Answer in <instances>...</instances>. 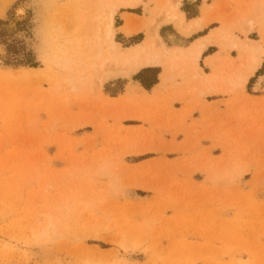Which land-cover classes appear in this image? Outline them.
Wrapping results in <instances>:
<instances>
[{
    "label": "rangeland",
    "instance_id": "obj_1",
    "mask_svg": "<svg viewBox=\"0 0 264 264\" xmlns=\"http://www.w3.org/2000/svg\"><path fill=\"white\" fill-rule=\"evenodd\" d=\"M72 2L82 7L0 0V264H264V67L230 94L197 96L178 78L156 107L137 103L138 93L111 106L61 107L48 95L75 37ZM229 2L232 14L248 3ZM120 24L115 17L121 48L139 43ZM250 39L260 41L257 24ZM159 73L111 77L101 91H148L141 81L150 88Z\"/></svg>",
    "mask_w": 264,
    "mask_h": 264
},
{
    "label": "bare ground",
    "instance_id": "obj_2",
    "mask_svg": "<svg viewBox=\"0 0 264 264\" xmlns=\"http://www.w3.org/2000/svg\"><path fill=\"white\" fill-rule=\"evenodd\" d=\"M247 1V4L226 19V25L213 34L214 42L220 49L236 52L240 58L231 60L228 55L223 59L217 55L206 61L213 69L212 76L204 75L199 67L204 43L209 40L200 41L187 50L167 49L157 35V20L160 18L164 22L178 21L184 34L200 28L199 20L194 24L184 23L182 14L178 12L179 0H149L155 6L151 12L154 18L148 21L125 16V26L121 31L126 36H132L142 29L147 30L145 41L129 48H121L115 41L114 18L119 11L137 9L143 0H81V8L72 2L66 16L72 30H75V37L72 45L64 49L67 56L59 54L57 61H60L59 68L63 74L51 81L48 97L51 101H58L61 107L75 105L86 108L90 105V99L101 102V107L108 106L111 101L100 95L104 81L120 75L129 77L144 67L152 66H161L164 70L157 94L163 92L166 84H176L178 78L181 79L183 88L191 86L189 90L197 96L203 95L205 91L219 90L223 94H230L235 90H242L248 78L261 67V60H264V0ZM147 5L148 3L145 4V10ZM3 9L4 4L0 15ZM135 21L139 23L138 26H134ZM255 24L259 27L260 41L250 39ZM53 30L58 31V27ZM233 30L239 31L244 40L238 41L231 33ZM43 34L40 29L38 35L43 37ZM54 53H57L56 48L51 50L50 59L46 58L47 63H50ZM77 83L83 87H78ZM259 87H254L256 92ZM64 90L69 91L68 95H63ZM134 93L135 89L130 88L128 97L134 96ZM155 103L154 101L153 104ZM129 119L138 120L137 117ZM30 122L34 123L35 119L31 118ZM231 174L228 172L226 176L233 181L234 176Z\"/></svg>",
    "mask_w": 264,
    "mask_h": 264
},
{
    "label": "crops",
    "instance_id": "obj_3",
    "mask_svg": "<svg viewBox=\"0 0 264 264\" xmlns=\"http://www.w3.org/2000/svg\"><path fill=\"white\" fill-rule=\"evenodd\" d=\"M143 4L144 5L147 4L146 0H143ZM225 4L228 5L229 9H226V7L224 6ZM148 8H149V10H151V9L153 10L154 4L151 3L150 5H148ZM239 8H241V7L239 6L238 9ZM235 9H236V7H234L233 3L229 2V0H179L178 12L180 14H182L183 19H184V23L185 24H190V23L194 24L196 21L199 20L201 22L200 28L192 29V31L189 34H184L180 29V25H179L178 21L164 22L163 19L160 18L157 20V24L159 25L158 30H157V35L167 49L181 48L183 50H187L191 46H193L194 44H196L200 41L209 40L208 42L204 43V48H203V51H202V54H201L200 60H199V67L203 71L204 75L212 76V74H213L212 68L206 64V61L214 58L215 56H217L221 53V49L214 42L213 34L216 31H218L219 29H221L222 26L227 24L226 23V21H227L226 19L228 18L227 16L232 14L235 11ZM144 12H146V10H145V7H143L142 5H139L138 8L135 10L119 11L117 13V15L115 16L121 22L120 26L118 27V30L121 31L122 28H124L125 21L123 18L125 16L137 17L139 19L145 18L146 20L154 18L153 16L152 17L150 16L149 12H146V13H144ZM227 12H229V13H227ZM138 24L139 23L137 21H135L134 26H138ZM140 31L137 32L136 34L132 35V36H126L124 33H122V31H121V34H123V36L125 38L141 37V39L139 40V43L137 42V44H140V43L144 42L146 39V35H144V32L143 31L140 32ZM158 31H159V33H161V35L158 34ZM137 44H133L132 46H135ZM132 46H129V47H132ZM211 48L216 49V52H214L213 54H211L207 57H204L205 53ZM226 58H223V59H226ZM230 58H231V60H235V59H232L231 56H230ZM201 63L207 68L208 71H210V74H207L204 72V70L202 69V67L200 65ZM261 67L259 69H261ZM154 69L161 70V73L158 74L159 77L157 78V80H159V82H156V84L152 85L148 90L149 92L144 90V88H141V87L138 88V86H133V85L131 86L130 85L129 87H127L126 92L123 95H121L119 98H108L107 96L103 95L101 89H100V95H102L105 99H108L109 101H111V103L108 104V106H111L113 101H121V102L126 101V99L128 97V90L130 88H133V89H135V93L140 94L142 96V98H144V100L138 99L139 101L146 102V101H148V100H145L146 98H152L149 101H152L154 103V100H157V98H159V95L156 93V90L161 85L162 76L164 74L163 67H161V66L160 67H155V66L144 67L143 69H141L140 71H138L137 73H134L133 75H131L129 77L128 76H121V75L116 76L117 78L119 77V78H123V79H131L135 75H137V74H139L145 70H154ZM251 77L252 76H250L248 78V80L244 84L242 90L245 89L246 84L248 83V81ZM190 87L191 86H188L187 88L190 89ZM153 103H152V105H153ZM130 120H136V119H130Z\"/></svg>",
    "mask_w": 264,
    "mask_h": 264
},
{
    "label": "trees",
    "instance_id": "obj_4",
    "mask_svg": "<svg viewBox=\"0 0 264 264\" xmlns=\"http://www.w3.org/2000/svg\"><path fill=\"white\" fill-rule=\"evenodd\" d=\"M149 72H151V70H145V71L139 73L138 76L136 77V80L140 79V77H141L142 75H144V74H146V73H149ZM156 82H157V78H155L154 80L151 81V83H150V87H151L152 85L156 84ZM141 84L143 85V87L149 89V88L146 86V84H145L144 82L141 81Z\"/></svg>",
    "mask_w": 264,
    "mask_h": 264
},
{
    "label": "snow or ice",
    "instance_id": "obj_5",
    "mask_svg": "<svg viewBox=\"0 0 264 264\" xmlns=\"http://www.w3.org/2000/svg\"><path fill=\"white\" fill-rule=\"evenodd\" d=\"M30 7H35V5H30ZM19 16L23 17L25 14H26V9L25 7L21 6L19 9H18V13H17ZM261 66L264 67V60H261Z\"/></svg>",
    "mask_w": 264,
    "mask_h": 264
}]
</instances>
